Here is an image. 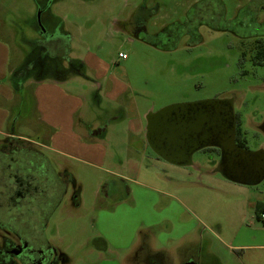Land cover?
<instances>
[{
	"label": "rangeland",
	"instance_id": "374dc122",
	"mask_svg": "<svg viewBox=\"0 0 264 264\" xmlns=\"http://www.w3.org/2000/svg\"><path fill=\"white\" fill-rule=\"evenodd\" d=\"M195 1L0 0V52L6 55L0 57V72H6L0 83L8 84L10 71L16 68L24 69V74L12 76L15 85L28 81L21 86V93L20 89L14 91L11 99L0 93V109L11 111L10 123L14 119L16 123L14 132L38 137L33 77H55L59 65L60 79H67L69 85L81 80L88 90L85 120L108 124L104 140L114 144L118 153L115 156L128 162L139 161L138 166L129 164L124 168L129 171L122 172L130 192L122 191L111 198L102 189L117 177L82 160H68L70 178L81 188V203L65 210L58 207L46 228L54 245L67 257L66 264L137 263L136 250L145 237L147 248L164 251L168 261H176L179 248L199 237L206 238L222 264H230L227 251L240 245L251 248L245 252L247 261L264 264V219L260 218L264 214V178L256 191L253 186L248 188L212 172L200 151L193 159L198 167H186L156 159L146 143V156L125 149L128 143L132 147L133 139L138 140L133 144L135 151L143 147L139 138L124 133L126 123L135 115L133 106L141 112L146 110V120L151 107L155 112L172 104L198 103L218 94L237 92L243 95L244 102L235 105V110L247 121L252 119L254 107L264 103L261 90L253 88L264 77V66L251 64V37L239 38L231 32L200 25L199 43L189 45L188 37L183 36L175 49L162 50L135 38L130 25L128 32L120 25L139 14L144 3L154 8L145 23L146 32L152 34L166 23L183 21ZM248 1L223 0L226 18L233 17L237 8ZM256 17L262 19L264 9L258 10ZM246 20L247 17L241 20L244 27ZM64 27L70 35L64 56L44 54L46 48L39 45L37 37H42L44 30L63 31ZM119 52L126 58L118 57ZM77 56L100 58L108 66L104 78L119 77L133 89L114 101L107 96L98 99L97 84L93 89L89 87L96 70L91 66L82 68L83 78L68 64V58ZM242 57L245 60L241 62ZM103 167L117 169L109 161ZM69 187L72 189V184ZM254 201L259 202L252 212ZM258 210L262 212L256 216ZM160 234L166 237L163 244L158 240Z\"/></svg>",
	"mask_w": 264,
	"mask_h": 264
},
{
	"label": "flooded vegetation",
	"instance_id": "af4514ba",
	"mask_svg": "<svg viewBox=\"0 0 264 264\" xmlns=\"http://www.w3.org/2000/svg\"><path fill=\"white\" fill-rule=\"evenodd\" d=\"M60 30L47 29L42 31V37H37L39 45L46 48L44 54L64 56L69 43ZM43 48L40 47L41 52ZM241 59L242 62L245 57ZM13 72L11 69L10 73ZM253 88L261 90L263 100L264 77ZM241 101L244 102L241 93L230 92L171 112L166 121L174 122L176 134L166 139L170 131L166 127L161 129L167 135L153 138L158 140L156 148L160 154L152 150V156L173 166L198 167L193 159L200 151L212 172L248 188L253 186L257 191V184L264 178V103L256 105L252 119L245 121L235 110ZM10 122L7 131L0 134V264H66L67 257L54 245L46 228L58 207L65 210L81 203V188L70 178L67 162L61 155L48 154L43 147L16 136L14 120ZM146 145L149 147L147 141ZM117 178L108 184L110 187H103V194L113 198L122 191L130 192L125 180ZM258 202L252 203V212ZM146 239L142 238L136 250L139 262L133 264H222L206 238L197 237L180 247L174 262L168 261L164 251L148 249ZM227 252L230 264H247L242 245Z\"/></svg>",
	"mask_w": 264,
	"mask_h": 264
},
{
	"label": "crops",
	"instance_id": "0c3cea01",
	"mask_svg": "<svg viewBox=\"0 0 264 264\" xmlns=\"http://www.w3.org/2000/svg\"><path fill=\"white\" fill-rule=\"evenodd\" d=\"M66 30L67 29L64 27V30L60 33L64 38H68V43L70 45L69 31ZM5 56L2 50L0 52V57L4 58ZM91 57L92 59L77 56V58L83 61L86 68L91 66L96 70L93 75L94 81L90 83L89 87L93 89L97 84L96 97H98V99L99 97L104 98L107 96L111 101H114L125 95V91L130 92V90L133 89L129 82L119 77L112 76L104 78V70H107L108 67L107 63L100 58ZM102 70L103 72L101 73ZM5 75L6 72L2 69L0 72V80L5 77ZM27 82L28 81H26L24 85H26ZM34 82L32 97L34 101L35 121L39 126V135L38 137H31L25 133L16 132V136L32 141L52 154L61 155L67 163H69L68 160L70 159H75L77 161L82 160L100 171H107L105 173L110 174V176L121 177L124 180L126 177L122 172L129 171L128 169L124 170V168H127L126 166L129 164L139 165L135 159L131 160L132 162H128L129 159L128 161H124L120 157L115 156V154L118 153L117 149L114 148V144L111 146L109 143L105 142L104 138H97L91 135L90 129L98 126L99 123L93 122L92 120H85L86 117L84 116L83 110L87 102L88 90L84 89L85 87L84 84H81V80L77 84L73 83L72 85L67 84V79ZM97 82H99V84ZM8 84L7 82L0 83V93L5 96L6 99H11L13 98L14 92L9 80ZM104 86L106 88H103ZM103 90H105L104 94H102ZM8 109L9 108L0 109V134H4L7 131L6 128L10 122L11 111L9 112ZM132 109H134L135 115L126 123L124 133L139 138V143L143 146L146 143V120L144 116L146 110L141 112L137 106H133ZM153 110L154 107H151L150 111L154 112ZM78 118L81 119L79 120ZM15 124L14 121V125ZM131 143L132 147H129V143L125 146L126 151L132 153L136 152L137 154H148V146H146L148 148L143 146L141 148L142 151H135L133 149L135 145L133 144L138 143V140L133 139ZM107 161L110 163L113 162L117 169L113 168V170H110L104 168L103 164ZM128 168H131V166ZM261 219H264V217ZM243 248L246 252L251 249L244 246ZM246 254L247 253H245V255ZM244 260L247 264H254L253 262L247 261V256L244 257Z\"/></svg>",
	"mask_w": 264,
	"mask_h": 264
},
{
	"label": "trees",
	"instance_id": "16d2710c",
	"mask_svg": "<svg viewBox=\"0 0 264 264\" xmlns=\"http://www.w3.org/2000/svg\"><path fill=\"white\" fill-rule=\"evenodd\" d=\"M140 8L141 11L140 9L138 11L140 12L139 14L132 16L120 25L122 26V29L127 32L129 31L130 25V27H132V35L135 38L145 41L158 49H175L179 40L183 36L188 37L187 43L189 45L199 43L201 41L199 26L205 25L212 30L231 32L239 38L251 37L253 40L251 56L252 64L255 66H264V43L261 42L264 40V17L262 19L256 17L258 10L264 9L263 0H249L245 5L237 8L234 16L230 19H227L225 16L226 10L223 0H196L186 10L185 19L183 21L176 20L166 23L160 26L159 29L152 34L146 32L145 23L154 13V8L146 7L144 3ZM245 17H247L246 27L243 26L241 21L242 18ZM53 57L60 56L55 53ZM67 61L70 67L73 68L78 75L84 78V74L81 71V69L85 67L83 61L77 57L68 58ZM55 69L62 70L59 65H57ZM13 70L16 75L14 72L10 73L9 82L11 87L18 91L20 89L19 86H21L23 82L27 81V79L16 86V82L12 79V76H21L24 74V69L23 71L17 70V68ZM33 79L34 81H44L48 79L61 80L58 73L55 74V77L51 78H45L38 75L33 77ZM78 119L80 120L81 118ZM107 125L108 124L103 122L99 123L98 126L90 129L91 135L97 138H104L107 131ZM261 212L262 210H258L257 214Z\"/></svg>",
	"mask_w": 264,
	"mask_h": 264
},
{
	"label": "water",
	"instance_id": "95a60500",
	"mask_svg": "<svg viewBox=\"0 0 264 264\" xmlns=\"http://www.w3.org/2000/svg\"><path fill=\"white\" fill-rule=\"evenodd\" d=\"M210 101V100H207ZM204 102V101H203ZM206 102V101H205ZM193 105L195 103H189V104H172L169 106H166L159 111H149L146 115V141L149 144V147L151 150H153L155 153L160 154L158 149L156 148V145L158 144V140H154L153 138H159L163 135L161 129L167 128L169 129V134L165 137L166 139H170V137L174 138L175 136V128L176 126L173 124L174 122L167 123L166 119L170 117L171 112L178 111V108H183L189 105Z\"/></svg>",
	"mask_w": 264,
	"mask_h": 264
},
{
	"label": "clouds",
	"instance_id": "9594fccd",
	"mask_svg": "<svg viewBox=\"0 0 264 264\" xmlns=\"http://www.w3.org/2000/svg\"><path fill=\"white\" fill-rule=\"evenodd\" d=\"M158 240L160 242V244H163L166 240V237L164 234H160L159 237H158Z\"/></svg>",
	"mask_w": 264,
	"mask_h": 264
},
{
	"label": "built area",
	"instance_id": "2783aa9c",
	"mask_svg": "<svg viewBox=\"0 0 264 264\" xmlns=\"http://www.w3.org/2000/svg\"><path fill=\"white\" fill-rule=\"evenodd\" d=\"M118 57H120L121 59H124V58H126V54L119 52ZM263 217H264V214H261V218H263Z\"/></svg>",
	"mask_w": 264,
	"mask_h": 264
}]
</instances>
